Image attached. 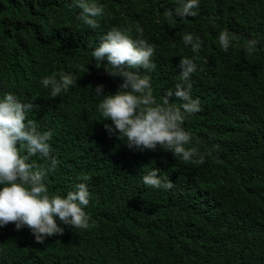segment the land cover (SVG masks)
I'll return each mask as SVG.
<instances>
[{"label":"trees","instance_id":"trees-1","mask_svg":"<svg viewBox=\"0 0 264 264\" xmlns=\"http://www.w3.org/2000/svg\"><path fill=\"white\" fill-rule=\"evenodd\" d=\"M89 3L104 9L95 30L78 19L74 0H0V100L11 92L32 102L26 119L52 132L58 163L44 180L49 195L66 196L81 182L90 192L88 229L57 217L64 234L37 244L26 226L0 227V264H264V0H198L189 17L175 15L182 0ZM137 26L155 49L156 67L132 71L149 77L158 103L180 82L182 57L197 64L187 83L201 110L182 126L191 134L186 147L197 148L203 164L160 147L130 150L108 135L110 120L100 121L103 97L92 92L103 84L105 94H116L123 81L97 68L92 52L113 27L139 38ZM223 31L232 41L227 51ZM186 34L201 41L198 53L184 44ZM249 41H256L250 56ZM61 73L77 83L52 98L41 80ZM169 101L183 103L175 95ZM29 162L50 163L39 155ZM153 168L174 183L171 190L143 183Z\"/></svg>","mask_w":264,"mask_h":264},{"label":"clouds","instance_id":"clouds-1","mask_svg":"<svg viewBox=\"0 0 264 264\" xmlns=\"http://www.w3.org/2000/svg\"><path fill=\"white\" fill-rule=\"evenodd\" d=\"M73 7L79 8L78 19L89 28H99L96 18L104 13L102 6L89 3V0H74ZM198 0H182V6L175 10L179 17L195 16ZM171 22L173 13L165 14ZM139 38H131L126 31L113 27L106 33L98 47L92 52L97 68L103 67L108 75L122 79L120 90L116 94H105L104 85L100 84L92 92L94 96L103 97L98 111L103 117L100 121L110 120L104 127L108 135L116 136L126 143L130 150H156L158 147L170 151L174 157L183 162L203 164L205 157L195 147H186L191 142V134L183 128L186 114L191 115L201 110L198 98L191 96L192 84L187 83L197 72L193 59L182 57L179 63L180 82L174 89H168L161 103L153 95L150 79L141 76L132 69L143 68L146 71L155 69L152 62L154 47L143 39V29L137 26ZM219 43L227 51L231 39L227 31L219 34ZM184 44L191 45L193 53H198L201 41L194 40L192 34L183 36ZM256 41L245 45L247 55H252ZM107 61L103 64V61ZM83 70V68L81 69ZM45 88L51 89V97L66 93L70 86L77 83L72 74L61 73L41 80ZM175 95L183 101L179 106L170 103L169 98ZM32 102L22 103L11 92L0 100V227L9 223L17 231L23 227L31 229L35 243L43 244L48 237L63 235L65 229L59 221L75 229H88L90 217L85 208L90 203V192L84 182L75 185V190L66 196L49 195L44 183L49 172L55 171L57 160L51 156L52 132L38 130L35 121L26 119L32 110ZM21 150L27 155L22 156ZM39 155L50 161L44 167H37L29 162V157ZM90 179L88 176L81 178ZM143 183L155 189L171 190L174 183L159 175V169L153 168L143 175Z\"/></svg>","mask_w":264,"mask_h":264}]
</instances>
